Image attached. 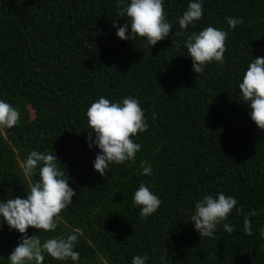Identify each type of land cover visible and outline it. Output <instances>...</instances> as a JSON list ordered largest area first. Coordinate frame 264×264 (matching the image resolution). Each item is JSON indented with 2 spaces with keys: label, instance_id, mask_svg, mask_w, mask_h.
Returning a JSON list of instances; mask_svg holds the SVG:
<instances>
[{
  "label": "trees",
  "instance_id": "1",
  "mask_svg": "<svg viewBox=\"0 0 264 264\" xmlns=\"http://www.w3.org/2000/svg\"><path fill=\"white\" fill-rule=\"evenodd\" d=\"M190 2L164 0L172 31L148 46L116 36L126 22L117 0H0V100L33 111L10 133L0 130V202L26 198L20 163L32 151L53 153L76 195L54 232L30 227L27 235L43 241L76 228L88 235L74 246L78 261L45 255L43 264H131L137 255L148 257L145 264H264V130L238 87L251 61L264 57V0H201L202 19L181 30ZM226 17L244 23L229 30ZM209 26L228 33L224 63L197 74L184 41ZM101 96L138 99L149 126L133 137L141 145L135 163L110 164L105 176L93 167L100 150L88 147L85 115ZM147 165L150 176L142 174ZM141 183L161 200L146 218L132 203ZM219 193L237 205L212 237L201 238L190 220L195 203ZM241 206L258 213L249 217L250 236ZM224 223L235 231L225 232ZM20 237L0 216V246L10 244L0 264H10Z\"/></svg>",
  "mask_w": 264,
  "mask_h": 264
},
{
  "label": "clouds",
  "instance_id": "2",
  "mask_svg": "<svg viewBox=\"0 0 264 264\" xmlns=\"http://www.w3.org/2000/svg\"><path fill=\"white\" fill-rule=\"evenodd\" d=\"M117 15L126 17V22L116 31L121 40H136L144 38L147 45L154 46L163 41L172 31V25L166 20L164 0H117ZM203 17L201 0H192L187 10L178 18L181 30ZM228 29L244 23L242 18L226 17ZM116 27V22H112ZM130 29V34L129 33ZM176 36H184V31H177ZM228 33L224 30L209 26L198 33L193 31L186 36L184 46L188 57L192 60V70L203 73L204 66L210 62L224 63L226 51L225 41ZM239 92L242 102L251 109L250 119L258 129L264 130V57H257L251 61L239 83ZM89 131L87 132L88 147L93 144L100 150L95 156L94 170L105 176L110 170V164L121 165L135 163L136 154L141 145L134 142L133 137L148 130L143 109L138 99L131 96L120 102H110L101 96L93 102L86 113ZM19 120V112L9 103L0 100V130L15 127ZM4 135V133H3ZM94 137V140H93ZM58 158L50 152L32 151L26 160L20 163L23 175L29 181V190L26 198L17 197L0 202V216L10 229L21 234V242L7 257L10 264H43L45 255L56 261L80 259L79 252L74 250L80 235L79 228L73 229L66 236H57L41 240L39 235H27L28 228L43 232H54L62 223L60 213L73 202L76 192L69 186L70 177L65 167L57 164ZM144 164H147L145 161ZM34 174L39 179L32 182ZM143 175H152L151 165L143 166ZM133 205L140 207L141 217L151 216L157 211L161 200L145 184L141 183L132 197ZM237 200L223 193L205 195L195 203L194 213L190 220L194 222L195 230L201 238L212 237L217 225L227 220ZM238 214L244 213L243 207L236 208ZM256 211L244 213L243 231L252 235L250 216H256ZM224 231L232 233L234 226L228 223L223 225ZM264 239V227L259 229ZM264 247V245H261ZM148 257L134 256L131 264H145Z\"/></svg>",
  "mask_w": 264,
  "mask_h": 264
},
{
  "label": "rangeland",
  "instance_id": "3",
  "mask_svg": "<svg viewBox=\"0 0 264 264\" xmlns=\"http://www.w3.org/2000/svg\"><path fill=\"white\" fill-rule=\"evenodd\" d=\"M20 111H19L20 112L19 114H21V115H20V118L18 120V123L21 122V121H23L26 116H28L29 119L33 117V111L29 107H27V109H24L23 108ZM6 130L7 129L2 130V133H4ZM81 233H82V235L85 238H87L88 235H87V233L85 231H81ZM88 240L91 242V239L90 238ZM9 247H10V244L8 242H2V245L0 246V257L4 254L5 250L8 249Z\"/></svg>",
  "mask_w": 264,
  "mask_h": 264
},
{
  "label": "water",
  "instance_id": "4",
  "mask_svg": "<svg viewBox=\"0 0 264 264\" xmlns=\"http://www.w3.org/2000/svg\"><path fill=\"white\" fill-rule=\"evenodd\" d=\"M13 130H14V127L11 128V129H7V130L4 132V134L10 133V132L13 131Z\"/></svg>",
  "mask_w": 264,
  "mask_h": 264
}]
</instances>
